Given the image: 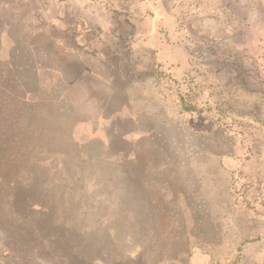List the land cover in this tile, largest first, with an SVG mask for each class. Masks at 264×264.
<instances>
[{
	"label": "rangeland",
	"instance_id": "1",
	"mask_svg": "<svg viewBox=\"0 0 264 264\" xmlns=\"http://www.w3.org/2000/svg\"><path fill=\"white\" fill-rule=\"evenodd\" d=\"M0 62V264H264V0H0Z\"/></svg>",
	"mask_w": 264,
	"mask_h": 264
},
{
	"label": "crops",
	"instance_id": "2",
	"mask_svg": "<svg viewBox=\"0 0 264 264\" xmlns=\"http://www.w3.org/2000/svg\"><path fill=\"white\" fill-rule=\"evenodd\" d=\"M32 68L36 71V79H34L33 82L22 80L20 83L23 87V91L25 92V96L23 98L29 102H32V100L36 99L37 97L41 98L42 100V97L46 96V92L59 95L62 100V98H64L65 92H69L70 88L74 84L71 81L64 80L63 68H53L51 65L45 66L30 64V69ZM54 69L58 71L55 74ZM79 73L80 70H78L77 74ZM53 75L55 76V80L52 79ZM92 76L95 81L101 82L98 76L95 74H92ZM103 85H106L104 81ZM198 257L200 258V256ZM198 257L192 258L191 264H204L205 259H198Z\"/></svg>",
	"mask_w": 264,
	"mask_h": 264
}]
</instances>
